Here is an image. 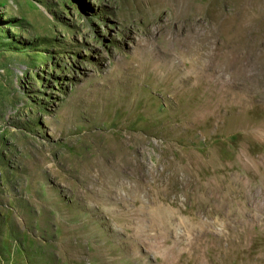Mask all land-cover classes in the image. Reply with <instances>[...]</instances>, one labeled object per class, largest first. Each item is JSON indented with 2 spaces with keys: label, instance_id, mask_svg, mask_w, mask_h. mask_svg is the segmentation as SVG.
Returning a JSON list of instances; mask_svg holds the SVG:
<instances>
[{
  "label": "rangeland",
  "instance_id": "1",
  "mask_svg": "<svg viewBox=\"0 0 264 264\" xmlns=\"http://www.w3.org/2000/svg\"><path fill=\"white\" fill-rule=\"evenodd\" d=\"M0 264H264V0H0Z\"/></svg>",
  "mask_w": 264,
  "mask_h": 264
}]
</instances>
